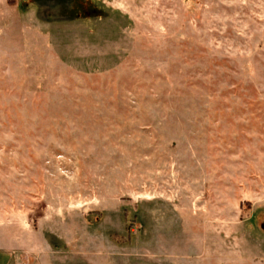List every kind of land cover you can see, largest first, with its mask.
<instances>
[{
  "label": "rangeland",
  "instance_id": "obj_1",
  "mask_svg": "<svg viewBox=\"0 0 264 264\" xmlns=\"http://www.w3.org/2000/svg\"><path fill=\"white\" fill-rule=\"evenodd\" d=\"M34 234L264 264V0H0V245Z\"/></svg>",
  "mask_w": 264,
  "mask_h": 264
},
{
  "label": "crops",
  "instance_id": "obj_2",
  "mask_svg": "<svg viewBox=\"0 0 264 264\" xmlns=\"http://www.w3.org/2000/svg\"><path fill=\"white\" fill-rule=\"evenodd\" d=\"M36 236L39 235H32L35 240L24 243L23 251L20 254L17 252L19 247L14 245L13 242L0 245V264H21L22 262L30 264L31 258H35L37 264H45L46 255L58 254V250L51 248L49 242ZM40 236H43V234Z\"/></svg>",
  "mask_w": 264,
  "mask_h": 264
},
{
  "label": "built area",
  "instance_id": "obj_3",
  "mask_svg": "<svg viewBox=\"0 0 264 264\" xmlns=\"http://www.w3.org/2000/svg\"><path fill=\"white\" fill-rule=\"evenodd\" d=\"M21 264H27L26 262H22Z\"/></svg>",
  "mask_w": 264,
  "mask_h": 264
}]
</instances>
